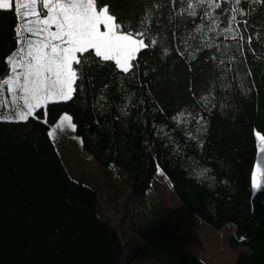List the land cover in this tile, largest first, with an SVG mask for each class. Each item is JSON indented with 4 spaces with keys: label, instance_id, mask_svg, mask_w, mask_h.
I'll list each match as a JSON object with an SVG mask.
<instances>
[{
    "label": "trees",
    "instance_id": "obj_1",
    "mask_svg": "<svg viewBox=\"0 0 264 264\" xmlns=\"http://www.w3.org/2000/svg\"><path fill=\"white\" fill-rule=\"evenodd\" d=\"M111 2L135 23L146 7L165 0ZM251 7L237 14L235 39L205 29L192 41L183 24L173 39L174 29L164 25L153 32L159 45L139 54L135 76L114 64L92 66L83 89L39 110L41 119L0 121V264H122L129 256L97 193L69 177L48 136L62 114L72 117L84 154L129 178L131 197L143 198L162 173L203 225L235 228L228 248L248 253H238L234 264H264V188L253 192L251 185L254 132L264 135V11ZM187 19L188 28L200 23L199 16L194 24ZM16 25L13 12L0 11V79L18 47ZM186 264L205 263L190 253Z\"/></svg>",
    "mask_w": 264,
    "mask_h": 264
},
{
    "label": "snow or ice",
    "instance_id": "obj_2",
    "mask_svg": "<svg viewBox=\"0 0 264 264\" xmlns=\"http://www.w3.org/2000/svg\"><path fill=\"white\" fill-rule=\"evenodd\" d=\"M226 3L228 0H165V3L149 5L135 23H129L111 0H0V11L13 12L17 18L14 31L18 49L7 57L12 75L0 85L12 94V105L16 106L10 119L18 122L41 119L37 112L46 109L49 103L71 101L78 89H83L84 80L90 79L88 70L92 66L104 68L114 64V69L120 73L135 76L142 59L139 54L150 46L159 45L160 41L153 32L161 33L164 25L174 29L173 39L179 30L178 24L185 26L192 41L197 40L193 32L200 33L205 29L208 32L219 29L217 35L225 38L231 35L235 39L233 24L239 23L237 14L245 15L246 11L255 10L251 7L255 4L261 5V11H264V0H232L230 8L224 7ZM198 16L200 23L195 25ZM187 18H193L192 28H188ZM243 24L247 26L249 21L244 20ZM181 41L188 44L183 35ZM248 44L251 48V36ZM188 46L192 47L191 44ZM201 47L196 44V50ZM164 51L167 54V48ZM189 55L195 59L192 53ZM251 74L249 70L248 75ZM107 87L105 84L104 88ZM105 99L101 94L100 100ZM201 99L209 102L208 97ZM4 106L8 107L7 101ZM43 119L47 123L46 111ZM65 122L75 130L72 117L65 114L48 136L54 138L57 129H62ZM254 136L258 141V153L264 158V135L255 131ZM251 185L256 191L264 188V167L259 160L251 173Z\"/></svg>",
    "mask_w": 264,
    "mask_h": 264
},
{
    "label": "rangeland",
    "instance_id": "obj_3",
    "mask_svg": "<svg viewBox=\"0 0 264 264\" xmlns=\"http://www.w3.org/2000/svg\"><path fill=\"white\" fill-rule=\"evenodd\" d=\"M11 75L8 63V74L0 79V85ZM11 95L6 87H0V121H15L10 119L16 110ZM5 101L8 107L4 106ZM58 123L59 120L51 129ZM50 138L69 177L82 181L97 193L100 209L102 212L104 209L102 215L117 227L129 254L127 257L124 253L122 264H186L190 253L206 264H234L238 253H248L244 248L235 252L228 248V238L235 232L232 225L216 232L185 209L162 173L154 177L152 189L143 198H133L129 178L112 165L102 166L84 154L80 139L67 122L62 129H57L54 138ZM256 142L255 164L259 160L264 167V158L260 157ZM252 191L256 192L253 188Z\"/></svg>",
    "mask_w": 264,
    "mask_h": 264
},
{
    "label": "crops",
    "instance_id": "obj_4",
    "mask_svg": "<svg viewBox=\"0 0 264 264\" xmlns=\"http://www.w3.org/2000/svg\"><path fill=\"white\" fill-rule=\"evenodd\" d=\"M129 201H131V198L129 199ZM192 254V253H191ZM192 255H194V254H192ZM195 256V255H194ZM199 259V258H198ZM201 260V259H200ZM202 262H204V260H201ZM205 263V262H204ZM206 264V263H205Z\"/></svg>",
    "mask_w": 264,
    "mask_h": 264
},
{
    "label": "built area",
    "instance_id": "obj_5",
    "mask_svg": "<svg viewBox=\"0 0 264 264\" xmlns=\"http://www.w3.org/2000/svg\"><path fill=\"white\" fill-rule=\"evenodd\" d=\"M102 213H104V209H103V212ZM106 215V214H105ZM108 216V215H107ZM115 229H116V231H118V229H117V227L115 226Z\"/></svg>",
    "mask_w": 264,
    "mask_h": 264
}]
</instances>
